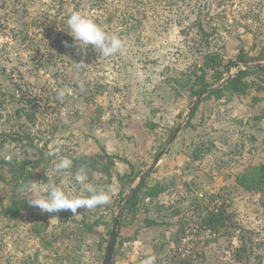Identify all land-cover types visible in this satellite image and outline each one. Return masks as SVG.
<instances>
[{"label": "rangeland", "instance_id": "1", "mask_svg": "<svg viewBox=\"0 0 264 264\" xmlns=\"http://www.w3.org/2000/svg\"><path fill=\"white\" fill-rule=\"evenodd\" d=\"M144 1L99 7L94 0H0V167L2 159L39 160L32 181L44 192L54 181L73 195L84 194L74 180L83 168L88 183L110 193L108 204L77 215L52 219L27 202L15 216L1 208L14 199L12 184L1 182L0 264H103L122 197L165 148L126 216L114 259L124 241L152 243L176 230L179 240L171 252L155 255V264H264V190L237 183L238 174L264 162V68L247 77L246 91L205 96L189 115L197 99L189 78L207 50L225 63L241 51L249 63L264 62V0ZM133 7L139 18L128 14ZM73 11L121 38L122 52L104 57L91 47H66L74 44L66 25ZM243 67H222L221 81L214 71L206 78L213 87ZM57 88L71 93L57 100ZM60 157L72 167L56 173ZM157 184L163 192L149 197ZM222 210L224 225L205 223L206 215ZM156 221L160 232L145 231ZM137 255L135 264L147 258Z\"/></svg>", "mask_w": 264, "mask_h": 264}, {"label": "trees", "instance_id": "2", "mask_svg": "<svg viewBox=\"0 0 264 264\" xmlns=\"http://www.w3.org/2000/svg\"><path fill=\"white\" fill-rule=\"evenodd\" d=\"M145 1L151 2L152 0H145ZM110 2L111 0H94L93 4L94 6L100 7L102 4L110 5L109 4ZM144 2L142 3L140 2V3L145 5ZM137 8L139 12L140 11L142 12L141 16L144 17L148 16L147 11L145 10L146 5L145 7H142L143 9H141V7L139 6H137ZM133 9L134 7L128 11V14L132 15L131 19L139 18L140 16H135L134 13H132ZM136 22H140V21L137 20ZM136 22L132 23V26H136ZM202 57H203V62L201 64L195 65L197 70L193 71V74L190 75L189 78L193 80V84L191 85V88L195 96L197 97L202 91L212 87V84H210L208 79L206 78V75L209 71H214L215 73H217L218 74L217 79L218 81H221L223 80V77L221 76L222 67L223 69H225L226 72H229L233 67L240 65V63L248 64L250 62L248 55H245L244 51L240 52V54L238 55V60L235 61L230 60L228 63H225L222 55L216 51L207 50ZM240 70L241 68L238 70V72ZM259 70H262V68L242 70L238 74L233 76L232 79L228 83H226L223 87L213 91L212 93L206 96L207 97L213 95L219 96L222 94L224 89L239 90L241 92H244L248 89V83L246 81L247 77L255 72H258ZM196 111H197V107L194 109L193 113L191 114V117H193ZM84 159L85 158H83V160ZM2 160H3L2 163H4V165L3 167L2 166L0 167V183L7 182L8 184H12L13 191L11 192H13L14 199L9 204L1 205V208L4 207L7 212H11L13 215L16 216L21 209H25L28 207L27 200L24 198H20L18 194L21 192L20 189L23 185L27 184L29 181H32V176H33L32 172L34 169L37 168L40 161L38 160L36 161L35 164H32V162L27 158L24 159L12 158V159H2ZM6 165L8 166L7 170L4 168ZM128 178H131L130 174L121 175L119 176V181L120 183L125 185L126 180ZM137 178L138 176H136L135 179ZM147 178L142 183V186L139 189V191L131 198V200L125 206V210L120 220L118 236L121 228L124 227L126 216L130 212V210L136 206L138 197L140 193L143 191L144 187L146 186ZM237 183L247 191L264 190V162L258 166H254L238 174ZM163 190L164 188L162 185L159 184L154 185L148 190L149 197L155 198L160 193H162ZM2 202L4 203V197L0 196V203ZM227 218L228 217L225 211L222 210L221 212L218 213L212 212L209 215H206L204 221L205 223H207L208 226L216 229L217 227L224 225L225 219ZM89 224L93 225L92 223H86V226H88ZM114 253H116V247ZM113 262H114V257H113Z\"/></svg>", "mask_w": 264, "mask_h": 264}, {"label": "clouds", "instance_id": "3", "mask_svg": "<svg viewBox=\"0 0 264 264\" xmlns=\"http://www.w3.org/2000/svg\"><path fill=\"white\" fill-rule=\"evenodd\" d=\"M66 25L68 33L74 40V44L66 47H76L81 51L91 47L96 52H99L104 57H111L122 52L124 42L115 34H109L104 28L96 23L92 18L78 12H71L67 19ZM83 66L82 63H78ZM81 82L80 87L83 88ZM71 90L68 88L55 89L57 100H63L66 95H69ZM51 154V153H50ZM72 167V160L67 157H60L54 163L53 171L56 173L64 172ZM47 176V173H46ZM74 180L83 188V195L70 194L56 184L54 181H48L44 186L46 192L42 191L38 181H29L20 189L22 193L29 196L27 202L30 206L37 208L41 213L49 214L52 219L58 218L60 212H70L73 215L78 214L80 209H94L97 206L106 205L110 201L109 191L98 189L95 185L87 182V176L83 168L79 169ZM156 257L149 256L142 261V264H155Z\"/></svg>", "mask_w": 264, "mask_h": 264}, {"label": "water", "instance_id": "4", "mask_svg": "<svg viewBox=\"0 0 264 264\" xmlns=\"http://www.w3.org/2000/svg\"><path fill=\"white\" fill-rule=\"evenodd\" d=\"M256 68H264V62H259V63H248V64H244V67L240 70H246V69H256ZM239 71V72H240ZM237 72V74L239 73ZM232 75H230L227 79H225L224 81H222L221 83H219L216 86L210 87L204 91H202L195 103L193 104V106L190 107L189 110V115H191L194 111V109L198 106V104L200 103L201 99L206 96L209 95L210 93H212L213 91L223 87L226 83H228L231 79H232ZM183 129V125H180L177 130L175 131V133L172 135V137L170 138L169 142H168V146H170L176 139L177 135L182 131ZM167 148L163 149L158 156L155 158L154 162L149 166V168L139 177V181L138 183L132 187L121 199V206L114 218L113 221V225H112V229H111V233H110V237L108 240V244H107V248H106V253H105V257H104V261L103 264H113V257H114V251H115V245H116V240L118 237V231H119V227H120V220L121 217L123 215V212L125 210V206L127 205V203L131 200V198L139 191V189L142 186V183L144 182V180L147 178V176L152 172V170H154L157 165L158 162L161 160L162 156L166 153Z\"/></svg>", "mask_w": 264, "mask_h": 264}, {"label": "crops", "instance_id": "5", "mask_svg": "<svg viewBox=\"0 0 264 264\" xmlns=\"http://www.w3.org/2000/svg\"><path fill=\"white\" fill-rule=\"evenodd\" d=\"M149 218H152V217H149ZM149 218H148V220H150ZM151 220H155V219L152 218ZM146 225H147V227H143V228H145V231H147V232H149V231L160 232L162 229V225H161L160 221H156L154 223L149 222V224H146ZM132 226L125 228V236H127V237L131 236L130 234L133 233ZM171 226H175L177 228V225L172 224ZM152 227H154V228H152ZM178 231L180 232V230H178ZM173 232L174 233L171 234L168 231H163L162 233H160L161 237L157 238L156 241L152 242V243H149L148 241H146V243H143V242L141 243L142 240H140V242H139V240L137 238L124 241L122 246H120L121 252L118 255V259L117 260L114 259L113 264H135L137 262V259H138L137 254H139L141 256L143 254L146 257H149V256H151L150 254H152L154 252L156 254H154L153 256L156 255L158 257V256H162L163 254H167L168 250L171 252L172 248H174L173 246L179 240L178 239L179 233L176 230ZM138 242L141 246L136 245ZM128 244H130V246L132 245L135 247H133L131 250L130 248L127 247ZM135 248H138V251H134Z\"/></svg>", "mask_w": 264, "mask_h": 264}, {"label": "built area", "instance_id": "6", "mask_svg": "<svg viewBox=\"0 0 264 264\" xmlns=\"http://www.w3.org/2000/svg\"><path fill=\"white\" fill-rule=\"evenodd\" d=\"M179 250L182 251V248L179 247ZM188 253V252H187ZM185 255V254H184Z\"/></svg>", "mask_w": 264, "mask_h": 264}]
</instances>
